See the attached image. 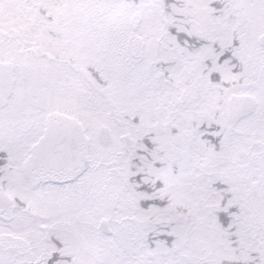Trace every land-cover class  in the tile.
Here are the masks:
<instances>
[{
  "label": "snow or ice",
  "instance_id": "6c2138e0",
  "mask_svg": "<svg viewBox=\"0 0 264 264\" xmlns=\"http://www.w3.org/2000/svg\"><path fill=\"white\" fill-rule=\"evenodd\" d=\"M0 264H264V0H0Z\"/></svg>",
  "mask_w": 264,
  "mask_h": 264
}]
</instances>
